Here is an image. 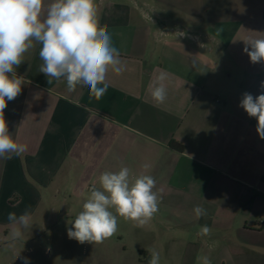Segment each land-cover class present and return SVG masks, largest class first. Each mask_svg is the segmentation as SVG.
Here are the masks:
<instances>
[{"label": "crops", "instance_id": "crops-1", "mask_svg": "<svg viewBox=\"0 0 264 264\" xmlns=\"http://www.w3.org/2000/svg\"><path fill=\"white\" fill-rule=\"evenodd\" d=\"M122 1L96 0L125 65L120 75L108 73L99 100H90L86 87L69 92L64 80L49 84L39 72V44L16 69L25 83L4 115L26 150L0 158V264H24L23 258L57 264V253L58 264H147L142 243L122 249L113 242L112 249L83 251L78 262L67 256L72 250L51 244L62 228L45 241L51 219L72 227L71 208H82L90 188H100L104 171L121 167L154 177L159 210L143 226L129 220L111 239L153 236L171 215L174 244L187 245L180 264H203V257L211 264H264V139L256 118L240 107L244 93H264V63L244 52L246 40L264 38V0ZM178 31L185 35L176 37ZM161 73L167 98L158 104L150 87ZM172 141L184 151L171 148ZM197 205L206 211L199 219ZM25 210L27 228L8 220V213ZM203 225L209 235L199 234ZM16 230L21 237H13Z\"/></svg>", "mask_w": 264, "mask_h": 264}, {"label": "clouds", "instance_id": "clouds-1", "mask_svg": "<svg viewBox=\"0 0 264 264\" xmlns=\"http://www.w3.org/2000/svg\"><path fill=\"white\" fill-rule=\"evenodd\" d=\"M175 35L183 37L185 33L178 31ZM37 44L41 45L39 72L45 74L48 83L64 80L69 92L78 86L86 87L90 100H99L106 93L110 71L116 75L125 71L120 50L113 45L106 26L100 23L96 0H51L48 4L45 0H0V158L20 156L26 150L10 134L4 112L25 83V77L17 75L16 69ZM245 44L244 52L250 61L264 63V38H249ZM165 80L166 74L161 73L156 85L150 87L151 97L158 104L167 98ZM240 107L249 117L256 118V131L264 139V93L256 97L244 93ZM143 167L147 169L149 165ZM99 184V189L90 188L82 210L68 228L69 239L81 244L102 243L117 232L118 216L143 226L159 210L156 181L151 175L132 176L128 167H121L115 172L104 171ZM193 211L197 219L206 215L199 205ZM7 218L25 228L31 220L27 210L19 216L10 212ZM210 233L207 225L200 227V235ZM21 235L19 230L13 233L14 238ZM149 252L147 264H160V254L155 250ZM201 259L203 264H211L207 257ZM23 260L28 264L27 258Z\"/></svg>", "mask_w": 264, "mask_h": 264}, {"label": "rangeland", "instance_id": "rangeland-1", "mask_svg": "<svg viewBox=\"0 0 264 264\" xmlns=\"http://www.w3.org/2000/svg\"><path fill=\"white\" fill-rule=\"evenodd\" d=\"M116 4H123L122 0H113ZM150 4H155L156 0H147ZM138 3L139 0H130L131 6L134 5V3ZM155 13V12H154ZM160 14V13H159ZM158 14V16H156V14H153V17H160V15ZM165 17H170L169 15H165ZM148 24L150 25V22H148ZM96 187V186H95ZM158 189V188H156ZM87 198V197H85ZM71 210H73V214L77 215L82 208L81 207H75V208H71ZM114 211V210H113ZM169 219L168 220H163V222L161 224L158 225V232L156 234H154L153 236L144 238V239H139L137 238L136 235L133 234V236H131L130 238H128L129 236H127V238H124L122 240H120L119 238H110V239H106L105 241L99 244L97 243H88L85 242L83 244L79 243L78 241H76L75 239H69L68 235H67V227L69 226L68 223H60L59 221H55L54 219H51L50 222H48L45 226L47 230H50V233L46 234L45 237V241L49 239L50 235L53 234V230L58 229L61 230L62 228V238L56 237L54 239H52L51 244L52 246L54 245V241H56V245L58 246V248L60 249H65L67 247V249H70L69 251L72 250V252H67V256L71 255H75V260H78V258L80 259L81 256L83 255V251H86L87 253H89L91 255V252H99L98 250L105 249V248H109L112 249V244L113 242H116L119 244V247L124 249V248H133L135 247L137 244L142 243L143 246L149 251V250H155L158 253H160V264H180L182 263L185 259H188V255L186 252V248L187 245H175L173 242V231H172V226L173 224H169L168 221H171V215L168 216ZM121 221L120 223H118V227L123 230L126 231L128 226H129V220H125L122 217L118 218V221ZM134 224V223H133ZM133 224H131L133 226ZM36 226L38 227L39 224H36ZM70 228V226H69ZM66 229V230H65ZM178 230V229H177ZM175 231V230H174ZM186 233V232H184ZM63 234H66V236H64ZM43 233H41V237L40 238H36V245L38 246V244L41 243V241L44 238ZM181 242H187V239L184 238L181 240ZM26 241L25 240H21V245L23 246V244H25ZM0 246L2 247L3 244H0ZM102 246H104L105 248H103ZM173 250L177 251V252H173ZM94 256V254H93ZM36 258L39 259L40 263L43 262V256L41 255L40 252L37 253ZM59 258L60 255L57 253L56 256H54L53 259V263H57L59 262ZM85 258V256H84ZM99 259V257H96V260ZM79 262V260H78Z\"/></svg>", "mask_w": 264, "mask_h": 264}, {"label": "trees", "instance_id": "trees-1", "mask_svg": "<svg viewBox=\"0 0 264 264\" xmlns=\"http://www.w3.org/2000/svg\"><path fill=\"white\" fill-rule=\"evenodd\" d=\"M171 148L178 150V151H184V146L176 141H172L170 144ZM264 181V178H263Z\"/></svg>", "mask_w": 264, "mask_h": 264}]
</instances>
